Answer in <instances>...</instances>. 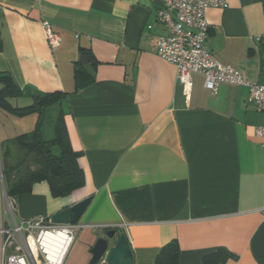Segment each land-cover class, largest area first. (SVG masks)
<instances>
[{"label":"crops","instance_id":"crops-1","mask_svg":"<svg viewBox=\"0 0 264 264\" xmlns=\"http://www.w3.org/2000/svg\"><path fill=\"white\" fill-rule=\"evenodd\" d=\"M163 5L0 0V72L27 91L20 98L64 93L85 176L66 195L35 182L10 196L15 213L52 217L92 196L64 264H93L91 249L111 227L128 237L134 264H155L172 241L177 264H264V146L256 135L264 110L248 87L224 82L211 93L200 73L186 98L176 66L157 54ZM206 16V47L264 85V0H228ZM45 21L59 45L49 42ZM77 70L87 82L79 89Z\"/></svg>","mask_w":264,"mask_h":264},{"label":"built area","instance_id":"built-area-1","mask_svg":"<svg viewBox=\"0 0 264 264\" xmlns=\"http://www.w3.org/2000/svg\"><path fill=\"white\" fill-rule=\"evenodd\" d=\"M163 3L158 18L165 33L157 40V54L176 66L186 98L191 96L193 74L200 73L211 93H217L224 82L248 87L250 102L264 110V85L223 64L206 47L209 30L206 10L227 7L228 0H163ZM44 28L51 45H59L60 34L47 21ZM256 135L264 146V125L256 127ZM80 226L55 222L52 217L19 218L14 199L6 192L0 152V264H64Z\"/></svg>","mask_w":264,"mask_h":264},{"label":"trees","instance_id":"trees-1","mask_svg":"<svg viewBox=\"0 0 264 264\" xmlns=\"http://www.w3.org/2000/svg\"><path fill=\"white\" fill-rule=\"evenodd\" d=\"M84 71L77 70V89L84 86ZM9 73L0 72V108L36 111L39 115L32 134L6 140L2 155L6 189L9 196L30 192L35 182L48 180L55 195H66L85 182L78 163L80 151L73 149L65 122L64 93L33 92V103L25 109L15 108L12 98L23 96ZM180 249L176 241L164 245L155 264H177Z\"/></svg>","mask_w":264,"mask_h":264},{"label":"water","instance_id":"water-1","mask_svg":"<svg viewBox=\"0 0 264 264\" xmlns=\"http://www.w3.org/2000/svg\"><path fill=\"white\" fill-rule=\"evenodd\" d=\"M83 56L81 57V60ZM83 61V60H82ZM88 62V58L85 60ZM92 200L89 196L52 215L55 222L77 223ZM91 262L96 264L103 258L109 264H134L133 252L128 237L118 227L108 228L91 249Z\"/></svg>","mask_w":264,"mask_h":264},{"label":"rangeland","instance_id":"rangeland-1","mask_svg":"<svg viewBox=\"0 0 264 264\" xmlns=\"http://www.w3.org/2000/svg\"><path fill=\"white\" fill-rule=\"evenodd\" d=\"M12 105L18 109H25L33 103V99L15 98ZM39 115L36 111L30 110L19 112L0 108V152L5 151L6 140L22 134H32L36 128ZM6 137H3V135ZM6 138V139H5Z\"/></svg>","mask_w":264,"mask_h":264}]
</instances>
